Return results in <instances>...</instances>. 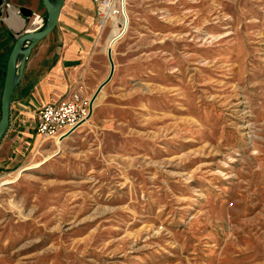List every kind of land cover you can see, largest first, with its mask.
I'll return each mask as SVG.
<instances>
[{"label":"rangeland","instance_id":"1","mask_svg":"<svg viewBox=\"0 0 264 264\" xmlns=\"http://www.w3.org/2000/svg\"><path fill=\"white\" fill-rule=\"evenodd\" d=\"M125 6L89 121L4 152L0 264H264V0Z\"/></svg>","mask_w":264,"mask_h":264},{"label":"crops","instance_id":"2","mask_svg":"<svg viewBox=\"0 0 264 264\" xmlns=\"http://www.w3.org/2000/svg\"><path fill=\"white\" fill-rule=\"evenodd\" d=\"M5 2L9 7L0 16V102L14 41L12 35L30 27V23L24 24L18 8L25 6L34 13L45 15L41 0ZM97 23L94 0H65L55 27L31 49L10 104L9 127L0 142V163L5 160L4 152L10 150L13 143L27 141L28 137L36 135L37 110L44 104L58 100L78 84L88 58L98 52ZM103 79L93 82L92 94Z\"/></svg>","mask_w":264,"mask_h":264},{"label":"water","instance_id":"3","mask_svg":"<svg viewBox=\"0 0 264 264\" xmlns=\"http://www.w3.org/2000/svg\"><path fill=\"white\" fill-rule=\"evenodd\" d=\"M46 11V19L42 28L34 29L36 19L34 18L33 10L28 7L21 6L18 8L19 13L24 18V24L30 23V27H26L24 31H19L12 35L13 46L9 54L6 75L3 84L0 106V142L9 127L10 122V104L12 102L15 87L19 81L23 71L26 59L30 55L31 49L45 36H47L57 24L61 8L65 0H41ZM9 4L5 0H0V16L6 12ZM24 25V26H25ZM127 25H124L118 36H114L112 41L118 40L125 32ZM108 58L111 59L110 51ZM111 62V68L108 76L98 85L92 95V101L98 96L101 89L109 82L113 75L114 65Z\"/></svg>","mask_w":264,"mask_h":264},{"label":"built area","instance_id":"4","mask_svg":"<svg viewBox=\"0 0 264 264\" xmlns=\"http://www.w3.org/2000/svg\"><path fill=\"white\" fill-rule=\"evenodd\" d=\"M94 1L99 25L101 21L105 24L108 19L111 20L112 14H119L115 5L118 0ZM108 10L112 11L111 16L106 15ZM44 23L45 20L37 19L34 29L42 28ZM92 102V96H84L80 89H72L58 100L42 105L36 112V134L42 139H51L57 144L88 121L92 115Z\"/></svg>","mask_w":264,"mask_h":264},{"label":"bare ground","instance_id":"5","mask_svg":"<svg viewBox=\"0 0 264 264\" xmlns=\"http://www.w3.org/2000/svg\"><path fill=\"white\" fill-rule=\"evenodd\" d=\"M115 5H116V7L118 8V10H119V14L118 15H113L112 14V11L111 10H108L107 11V16H111V14H112V18H111V20L113 21V23H114V26H113V29H112V33L110 34V37H109V39L107 40V43H106V46H105V52L107 53V59H108V65H109V70H108V72H107V75H106V77L108 76V74H109V72H110V68H111V62H110V60L113 62V65H114V61L115 60H113V56H112V54H113V52H112V50H113V47H114V45H115V42L117 41V40H115V41H112V38L115 36H118V34L121 32V30L123 29V27H124V25H127L128 24V22H129V17H128V14H127V10H126V6H125V0H118V2L117 3H115ZM104 21H101V23H100V25L101 26H103V23ZM129 25V24H128ZM123 35V34H122ZM108 51H110V56H111V59H109L108 58ZM114 67H115V65H114ZM114 72V71H113ZM105 77V78H106ZM104 78V79H105ZM103 79V80H104ZM97 88V87H96ZM93 95V94H92ZM92 95H90V96H92ZM93 105H94V101L92 102V110H93ZM91 118V117H90ZM89 118V119H90ZM89 119H88V121H89ZM87 121V122H88ZM61 141H63V140H60L59 142H61ZM59 142H57V143H59ZM29 168H31V165H28V166H26V167H24V169H29ZM21 171V170H20ZM20 171H18L14 176H12L10 179H4L1 183H12V182H14L16 179H17V177H18V175H19V173H20Z\"/></svg>","mask_w":264,"mask_h":264},{"label":"flooded vegetation","instance_id":"6","mask_svg":"<svg viewBox=\"0 0 264 264\" xmlns=\"http://www.w3.org/2000/svg\"><path fill=\"white\" fill-rule=\"evenodd\" d=\"M34 18L37 19H42L45 20L46 19V11H45V15L42 14H38V13H34Z\"/></svg>","mask_w":264,"mask_h":264}]
</instances>
